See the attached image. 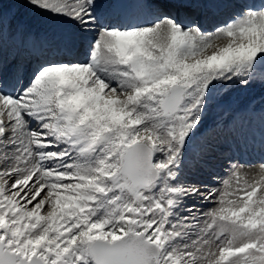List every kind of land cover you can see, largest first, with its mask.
Wrapping results in <instances>:
<instances>
[{
    "label": "snow or ice",
    "instance_id": "snow-or-ice-1",
    "mask_svg": "<svg viewBox=\"0 0 264 264\" xmlns=\"http://www.w3.org/2000/svg\"><path fill=\"white\" fill-rule=\"evenodd\" d=\"M19 2L77 32L16 91L0 0V264H264V164L222 187L184 177L214 82H264V4L215 5L236 11L209 33L169 11L188 0L114 22L97 0Z\"/></svg>",
    "mask_w": 264,
    "mask_h": 264
},
{
    "label": "bare ground",
    "instance_id": "bare-ground-1",
    "mask_svg": "<svg viewBox=\"0 0 264 264\" xmlns=\"http://www.w3.org/2000/svg\"><path fill=\"white\" fill-rule=\"evenodd\" d=\"M5 1L6 4H8L7 2L12 4L18 10H14V12L19 14L18 16L16 15L17 25H5L2 57L7 65L6 73L15 71L17 66H19L20 84L16 86V91H20L31 79L32 72L37 64L52 59L50 56H54V59L58 58V50L69 43L65 42L62 37V34L64 35L68 32L65 29L71 30L74 34H76L77 29L71 21L55 18L49 13H43L26 3H21L19 0ZM243 1V3L251 5L254 2V0ZM223 2L229 3L230 0H197L196 3L193 0H188L189 7L176 6L171 7L169 11L173 14L177 13L179 19L187 15V18L184 19V22H187L186 24L192 22L200 23V27L205 31L204 16L206 13H209L210 16L218 14L223 7L215 5L223 4ZM261 2L253 6H256L257 10H259V5L264 4V0H261ZM97 3L100 5L97 11L105 22H114L118 15L122 16L126 13L138 11L136 0H97ZM190 7H194L196 10ZM223 9L220 14H223L222 17L224 18L218 15L215 19L217 23L223 21L219 25L224 24L226 22L224 21L225 19L229 21L232 17H228L232 13L229 8ZM7 10L4 7V11L6 12ZM29 11L36 13L37 18L35 20H26L20 28L18 25L22 24V19L19 15L22 16V13H24L30 19H33L34 16L29 14ZM196 11L197 14L195 13ZM3 23L6 24V21H3ZM209 25L213 27L211 22H209ZM13 31L16 32L15 38L12 35ZM211 31L207 32L211 33ZM227 43V40L217 41L220 47L225 46ZM71 46L73 48L72 59L84 62L86 55L81 52V47L83 46L86 50L85 52H87V45L80 40H72ZM13 58H15V63H13ZM10 67L13 68L11 69ZM12 83L9 80L10 86ZM214 83H216L214 90L219 91L218 98L212 104H209L205 110L203 126L194 142L196 158L193 160L190 152V161H187L186 166H189V163L193 165L188 169L185 167L184 177L187 178L190 174H194V176L196 174H204L207 170L206 161L217 159V166H225L227 164L231 168L244 166L241 168V172L246 174L249 180L257 178L260 175L258 166L260 163L264 164L263 159L261 160L255 153L261 151L264 154V148L261 147V141L264 139V82L257 80L247 86L232 82ZM9 90H11V87ZM235 100L236 102H234ZM231 103L234 104L231 105ZM230 115H237L239 120L237 119L236 123H231ZM244 119L246 123H243ZM247 123H249V127L245 126ZM251 126H255L256 131L253 132ZM234 157L240 160L238 165L233 162ZM227 175V179H229L231 172H228ZM194 182L199 183L200 181L196 180ZM207 185L209 188L214 187L211 183ZM188 203L190 206L195 203L198 208L203 207V209L214 206L201 204L198 201H189Z\"/></svg>",
    "mask_w": 264,
    "mask_h": 264
},
{
    "label": "rangeland",
    "instance_id": "rangeland-1",
    "mask_svg": "<svg viewBox=\"0 0 264 264\" xmlns=\"http://www.w3.org/2000/svg\"><path fill=\"white\" fill-rule=\"evenodd\" d=\"M193 1L195 3L197 2V0H193ZM230 1L233 2V0H230ZM231 2H229V3H231ZM240 2H244V1L240 0ZM258 2H261V0H258ZM258 2H256L254 0L253 5H257ZM2 3H3V9H2V11H3V21L4 22L6 21V24L3 23L4 24V28H5V25H7V26L8 25H12V24H14V25L16 24L17 25V23H16V15L18 16L19 13L14 12V10H16L15 7L12 4H10L9 2H7L8 4H6L5 0H2ZM223 3H228V2H223ZM4 7H6L8 9L6 12L4 11ZM190 8L193 9V10H196L194 7H190ZM229 9L232 12V13H230V15L231 14L233 15V12L235 11V9H231V8H229ZM16 11H18V10H16ZM195 13L197 14V11ZM218 13L220 14L221 12H218ZM29 14H32L34 16L33 19H30L29 16L24 14V13H22V16L19 15V17L22 19V24L18 25V26H20V28L22 27V25H24L26 20H35L37 18L36 17L37 14L34 13L33 11H29ZM204 18L206 19L208 17H206V15H205ZM195 21H197V20H195ZM224 21H228V20L225 19ZM210 22L213 24V28H215L217 26H220L219 24H221L223 21H220L219 23H217V21L211 20ZM204 27H205V32L211 30V29L207 28L206 26H204ZM215 29L213 31H215ZM65 31H68V32L66 34H64V35L62 34L63 40L65 42H70V38L72 37L74 32H72L71 30H68V29H65ZM213 31H211V32H213ZM81 49H82L81 52H83V54L86 55L85 48L82 46ZM212 91L215 93V98H214V100H211L210 104H212L218 98V92H219L216 89L215 90L213 89ZM234 102H236V100ZM233 104L234 103H231V105H233ZM237 119H238L237 115H235V116L230 115L231 123H233V122L236 123ZM243 123H246L245 119H244ZM245 126L249 127L250 125H249V123H247V125H245ZM251 129L253 130V132L256 131L255 126H251ZM233 160H235L234 161L235 165H238V163H240V160L235 159V157L233 158ZM188 161H190V159H188ZM206 163H207V165H206L207 170H206V172L204 174H201V175L200 174H196L195 176H194V174H190L189 176H187V178H185V180L188 181V182H194L196 180H199L200 181L199 183H204V184L211 183L214 187H222L223 185H222L221 181L227 179V176H228L227 173L228 172H231V174H232L233 168L228 167L229 164H227L225 166H217V163H218L217 159L207 160ZM252 164H254V163H252ZM260 164H263V163H260ZM192 165H193L192 163H189V166H186V168L187 169L191 168L190 166H192Z\"/></svg>",
    "mask_w": 264,
    "mask_h": 264
},
{
    "label": "water",
    "instance_id": "water-1",
    "mask_svg": "<svg viewBox=\"0 0 264 264\" xmlns=\"http://www.w3.org/2000/svg\"><path fill=\"white\" fill-rule=\"evenodd\" d=\"M213 98V94H212V97H211V99Z\"/></svg>",
    "mask_w": 264,
    "mask_h": 264
}]
</instances>
